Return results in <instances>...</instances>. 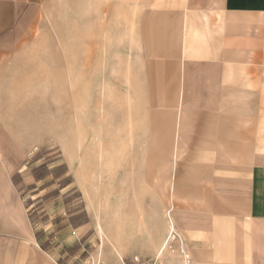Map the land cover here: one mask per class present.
<instances>
[{
    "label": "crops",
    "instance_id": "1",
    "mask_svg": "<svg viewBox=\"0 0 264 264\" xmlns=\"http://www.w3.org/2000/svg\"><path fill=\"white\" fill-rule=\"evenodd\" d=\"M41 1L0 0V74L10 68L16 51L6 43L18 40L25 9L28 15ZM145 9L135 40L158 42L167 72L179 77L167 88L182 104L176 150L187 157L177 179L174 165H120L104 173L101 218L94 219L108 241L97 242L99 259L127 263L134 248L145 251L143 261L156 259L167 249L171 219L193 264H264V0H151ZM157 125L153 154L160 150ZM160 151L170 153L169 145ZM160 166L167 170L161 178ZM51 225L33 226L0 166V264H58L56 241L46 246ZM60 233L69 240L67 230Z\"/></svg>",
    "mask_w": 264,
    "mask_h": 264
},
{
    "label": "rangeland",
    "instance_id": "2",
    "mask_svg": "<svg viewBox=\"0 0 264 264\" xmlns=\"http://www.w3.org/2000/svg\"><path fill=\"white\" fill-rule=\"evenodd\" d=\"M150 1L42 0L28 15L25 9L18 40L6 43L16 52L0 74V166L33 226L52 223L46 246L56 241L58 264H104L95 221L104 173L120 165H174L177 179L183 171L187 156L176 150L182 104L177 90L167 88L179 77L167 72L169 58L158 42L135 40V23ZM152 125L159 149L169 145L170 153L150 151ZM160 167L161 178L167 170ZM93 189L95 214L88 201ZM129 252L127 264L144 260V250ZM159 263L183 264L178 245L162 252Z\"/></svg>",
    "mask_w": 264,
    "mask_h": 264
},
{
    "label": "built area",
    "instance_id": "3",
    "mask_svg": "<svg viewBox=\"0 0 264 264\" xmlns=\"http://www.w3.org/2000/svg\"><path fill=\"white\" fill-rule=\"evenodd\" d=\"M165 245L167 246V248L172 247L173 245H178L183 260V264H192L190 251L187 245L185 244L184 240L182 239L181 235L179 234L178 230L175 228L174 224L172 223L171 219H170V227L167 233ZM122 264H127V263L122 262ZM139 264H160L159 257L150 261H142Z\"/></svg>",
    "mask_w": 264,
    "mask_h": 264
},
{
    "label": "bare ground",
    "instance_id": "4",
    "mask_svg": "<svg viewBox=\"0 0 264 264\" xmlns=\"http://www.w3.org/2000/svg\"><path fill=\"white\" fill-rule=\"evenodd\" d=\"M98 233H99V235H100V241H101L102 244L105 242V240L108 241L106 235H105L104 232H103V228H102L101 225H98ZM98 259H99V258H98Z\"/></svg>",
    "mask_w": 264,
    "mask_h": 264
}]
</instances>
